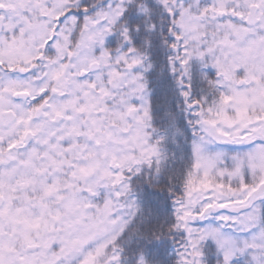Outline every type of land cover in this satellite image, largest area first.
<instances>
[{
    "label": "snow or ice",
    "instance_id": "1",
    "mask_svg": "<svg viewBox=\"0 0 264 264\" xmlns=\"http://www.w3.org/2000/svg\"><path fill=\"white\" fill-rule=\"evenodd\" d=\"M0 264H264V0H0Z\"/></svg>",
    "mask_w": 264,
    "mask_h": 264
}]
</instances>
